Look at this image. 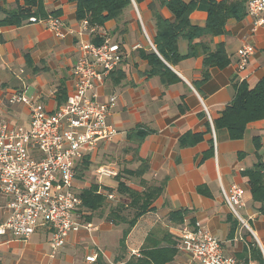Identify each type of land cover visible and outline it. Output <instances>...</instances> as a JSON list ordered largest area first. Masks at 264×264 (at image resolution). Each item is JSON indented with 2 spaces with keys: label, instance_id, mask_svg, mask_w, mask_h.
Instances as JSON below:
<instances>
[{
  "label": "crops",
  "instance_id": "crops-1",
  "mask_svg": "<svg viewBox=\"0 0 264 264\" xmlns=\"http://www.w3.org/2000/svg\"><path fill=\"white\" fill-rule=\"evenodd\" d=\"M246 1L242 0V16L227 18L220 34L207 30V5L198 3L189 14L194 29L179 35L175 53L164 56L154 44L156 14L169 21L174 16L158 0H131L118 15L86 30L76 18L74 0H36L35 5L0 0V110L4 119L28 126L27 106L8 102V96L23 84L24 93L39 97L47 110L62 106L73 91L79 40L94 42L106 35L118 44L122 60L99 88L98 100L106 102L115 96L107 121L118 134L89 148L77 161L87 165L81 171L75 166V191L78 194L90 183H101L95 171L100 165L119 172L122 164L118 169L117 162L130 169L146 164L141 179L162 186L149 210L130 228L99 215L85 220L78 209L81 220L94 229L70 233L55 251L45 227H38L26 240L0 235V264H97L85 261L90 254L108 264H127L131 257L147 251L149 264L165 258L163 264H201L174 248L178 230L196 220L220 241L225 254L248 264H264V212L253 201L245 176L257 164L264 166V116L248 122L240 139H230L226 129L215 128L213 122L233 100L243 76L249 86L264 76V20L253 30L256 17L247 12ZM53 13L64 23L62 36L42 22H28L31 16L44 18ZM10 14L28 16L6 23ZM243 44L255 51L245 69L239 70L237 50ZM217 50L228 60L223 66L208 64ZM188 133L191 136L181 139ZM232 183L245 189L239 211L246 225L231 213L221 195L220 185L227 188ZM5 199L0 194V201ZM89 212L83 214L92 215ZM7 214L0 207V223Z\"/></svg>",
  "mask_w": 264,
  "mask_h": 264
},
{
  "label": "built area",
  "instance_id": "built-area-1",
  "mask_svg": "<svg viewBox=\"0 0 264 264\" xmlns=\"http://www.w3.org/2000/svg\"><path fill=\"white\" fill-rule=\"evenodd\" d=\"M247 12L255 16L253 30L264 20V0H247ZM28 22H42L56 36H62L64 23L60 16L45 18L31 16ZM84 30L91 28L86 19L81 21ZM79 57L73 69V91L56 110L45 108L39 97H28L25 84L21 90L8 96L10 104H24L29 111L28 126L10 124L0 110V194L5 202L0 207L8 210L0 223V235L10 234L26 240L38 227L49 231L52 250L62 247L69 234L81 228L94 229L76 212L80 198L75 191V166L89 148L112 140L118 130L107 121L115 103L98 100V90L105 79L122 60L117 43L102 35L100 42L79 40ZM254 47L243 44L237 50V67L244 70ZM247 76H243L241 82ZM208 120L209 112L205 108ZM99 181L118 174L108 165L96 168ZM221 195L231 213L244 225L239 209L244 206L243 186L232 183L220 185ZM107 200H115L114 191L105 193ZM175 247L190 254L201 264H248L222 251L220 241L207 226L196 220L184 224L176 233ZM93 263L96 254L85 256Z\"/></svg>",
  "mask_w": 264,
  "mask_h": 264
},
{
  "label": "trees",
  "instance_id": "trees-1",
  "mask_svg": "<svg viewBox=\"0 0 264 264\" xmlns=\"http://www.w3.org/2000/svg\"><path fill=\"white\" fill-rule=\"evenodd\" d=\"M76 3V18L78 20L86 19L90 26L101 25L106 20L118 15L122 9L131 5V0H74ZM140 2L142 0H134ZM161 6H166L174 16V21H169L156 14L157 34L154 38V44L160 52L167 56V52L175 53L176 43L179 35H186L194 28H190L189 14L196 9L198 3L207 5L206 28L213 34H220L224 29V23L229 17H241L242 0H158ZM25 4L35 5L36 0H24ZM51 15L59 16L57 13ZM25 15H8L6 23H18ZM28 18V17H27ZM45 18V17H44ZM98 44L100 39H95ZM211 60L210 65H225L228 60L222 50H217ZM155 60L162 63L154 54ZM168 69V68H167ZM207 77V73H206ZM264 116V76L260 78L254 85L249 86L247 82L242 81L236 85V93L233 100L227 104L221 112V116L215 119V128H224L230 139H240L243 136L245 126L248 122L258 120ZM191 136L186 134L181 137L185 139ZM185 143V142H183ZM78 171L86 167L83 161L76 164ZM146 169V164H142L135 169H122L117 175L114 186L107 185L103 180L101 183H90V185L81 190L79 193L80 209H85L93 214L104 216L107 220L119 224L124 223L127 228L134 225L137 217L149 210L152 201L161 192L162 186L151 184L149 187L138 192L121 180L122 172L127 175L139 177ZM264 166L257 164L253 169L245 171V176L250 184L252 199L259 203L258 210L264 212ZM80 176V175H79ZM114 190L118 193L117 201L109 202L105 196L107 191ZM132 211V213L129 211ZM126 233V231H124ZM175 248V244H174ZM176 249V248H175ZM147 254L142 252L139 257H131L127 264H149ZM153 255H150V258ZM163 259L158 264H163ZM97 264H108L101 257L96 258Z\"/></svg>",
  "mask_w": 264,
  "mask_h": 264
},
{
  "label": "rangeland",
  "instance_id": "rangeland-1",
  "mask_svg": "<svg viewBox=\"0 0 264 264\" xmlns=\"http://www.w3.org/2000/svg\"><path fill=\"white\" fill-rule=\"evenodd\" d=\"M122 164V169H125L126 167V165H125V163L123 164V163H120L119 164V162H117L116 163V165L115 166H117V168L119 169L120 167H119V165H121ZM124 165V166H123ZM121 169V170H122ZM126 169H130V168H126ZM124 174V175H123ZM127 176V174L125 173V172H122V177H123V181L124 182H126L127 183V185H129L131 188H133L134 190H136V191H138V192H142V191H144V190H146L148 187H149V185H151V184H147V183H143L142 181H140V180H137L134 176L131 178V177H126ZM104 182L105 181H107V182H109V183H112V184H115L114 182L116 181V178H114V177H104L103 179H102ZM115 194H116V197L118 196V193L117 192H115ZM78 195H79V193H78ZM118 198V197H117ZM117 198L115 199V200H113L112 201V203H114L115 204V202L117 201ZM85 211V209H80V211H79V213H80V216L82 217V218H84L85 220H87L90 216H95V215H97V213H93L92 215H90V214H87V215H84L83 214V212ZM88 210H86V212H87ZM129 210H127V211H125L126 212V214H127V212H128ZM89 212V211H88ZM132 213V211H129V213ZM90 213V212H89Z\"/></svg>",
  "mask_w": 264,
  "mask_h": 264
}]
</instances>
